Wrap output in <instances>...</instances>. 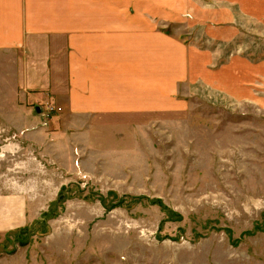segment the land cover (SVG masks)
Returning a JSON list of instances; mask_svg holds the SVG:
<instances>
[{
    "label": "rangeland",
    "instance_id": "rangeland-1",
    "mask_svg": "<svg viewBox=\"0 0 264 264\" xmlns=\"http://www.w3.org/2000/svg\"><path fill=\"white\" fill-rule=\"evenodd\" d=\"M240 29L220 49L264 55V34ZM169 31L207 42L201 26ZM19 84L3 60L0 264H264V231L247 234L264 225L263 111L198 87L186 110L84 121Z\"/></svg>",
    "mask_w": 264,
    "mask_h": 264
},
{
    "label": "crops",
    "instance_id": "crops-1",
    "mask_svg": "<svg viewBox=\"0 0 264 264\" xmlns=\"http://www.w3.org/2000/svg\"><path fill=\"white\" fill-rule=\"evenodd\" d=\"M184 24L205 46L169 31ZM240 27L264 34V0H0V66L84 121L186 110L198 87L264 112V55L220 49Z\"/></svg>",
    "mask_w": 264,
    "mask_h": 264
},
{
    "label": "trees",
    "instance_id": "trees-1",
    "mask_svg": "<svg viewBox=\"0 0 264 264\" xmlns=\"http://www.w3.org/2000/svg\"><path fill=\"white\" fill-rule=\"evenodd\" d=\"M136 199H138V200H140V199H142V197H137ZM151 204H156V205H158L159 207H160V209L161 210H164V211H166V212H171V211H168V209L166 208V207H164L163 205H162V203H161V201H159V200H151V201H149ZM121 203H123V199L122 198H120V199H118V201L115 203V205H119V204H121ZM173 214V213H172ZM48 216V213L46 212V213H43L42 214V217H44V216ZM25 230H26V228H20V229H16V230H14V231H11V232H8L7 234H9V235H11L12 237H14L15 239L17 238V239H20V246H22V245H25L26 243H27V240H26V238H25V236H24V232H25ZM258 231H264V225H256L254 228H253V230L252 231H249L247 234H249V235H253V234H255L256 232H258Z\"/></svg>",
    "mask_w": 264,
    "mask_h": 264
},
{
    "label": "built area",
    "instance_id": "built-area-1",
    "mask_svg": "<svg viewBox=\"0 0 264 264\" xmlns=\"http://www.w3.org/2000/svg\"><path fill=\"white\" fill-rule=\"evenodd\" d=\"M45 110H46L47 114L50 115V114H54L56 112L61 111V108L60 107H54V106L50 105V106H46Z\"/></svg>",
    "mask_w": 264,
    "mask_h": 264
},
{
    "label": "water",
    "instance_id": "water-1",
    "mask_svg": "<svg viewBox=\"0 0 264 264\" xmlns=\"http://www.w3.org/2000/svg\"><path fill=\"white\" fill-rule=\"evenodd\" d=\"M36 111H39V108H36Z\"/></svg>",
    "mask_w": 264,
    "mask_h": 264
},
{
    "label": "bare ground",
    "instance_id": "bare-ground-1",
    "mask_svg": "<svg viewBox=\"0 0 264 264\" xmlns=\"http://www.w3.org/2000/svg\"><path fill=\"white\" fill-rule=\"evenodd\" d=\"M7 11V10H6Z\"/></svg>",
    "mask_w": 264,
    "mask_h": 264
}]
</instances>
